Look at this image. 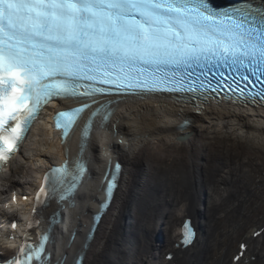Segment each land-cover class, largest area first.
Instances as JSON below:
<instances>
[{"label": "snow or ice", "instance_id": "snow-or-ice-1", "mask_svg": "<svg viewBox=\"0 0 264 264\" xmlns=\"http://www.w3.org/2000/svg\"><path fill=\"white\" fill-rule=\"evenodd\" d=\"M221 92V99L264 107V0L226 8L213 0H0V168L53 99L79 104L55 117L65 141L84 120L77 159L44 177L36 196L41 217L52 199L73 198L88 172L83 157L94 119L100 116L103 126L118 103L100 98L179 94L199 108ZM120 169L117 163L108 199ZM182 227L177 247L196 236L190 220ZM52 231L49 226L35 246L27 236L7 264H50Z\"/></svg>", "mask_w": 264, "mask_h": 264}, {"label": "bare ground", "instance_id": "bare-ground-1", "mask_svg": "<svg viewBox=\"0 0 264 264\" xmlns=\"http://www.w3.org/2000/svg\"><path fill=\"white\" fill-rule=\"evenodd\" d=\"M117 101L110 119L103 126L97 122L87 138L83 158L88 172L73 197L75 202L65 209L63 224L54 230L52 261L66 256L64 264H71L78 252L86 250L84 264H234L230 254L239 245L234 242L244 235L253 239L251 252L262 255L264 107L218 98L200 102L196 108L195 102L168 94ZM184 121L187 124L180 127ZM81 125L82 120L64 146L46 123L34 124L28 134V152L20 151L21 162L10 167L11 175L27 178L8 176L4 185L22 190L20 198L36 184L34 175L43 166L65 159L74 162L82 143ZM113 159L123 164L121 182L85 248V226L101 195V174ZM7 192L0 189L3 197ZM21 203V209L2 214L25 212L26 202ZM221 204L231 205L230 209ZM58 207L54 204L51 211ZM187 214H193L199 225V244L166 262L162 252L176 239L175 228ZM218 216L221 227L215 222ZM161 225L163 241L154 237ZM249 228L253 229L250 236L246 235ZM257 230L260 234L252 237ZM71 232H75L72 243ZM260 259L256 264H262Z\"/></svg>", "mask_w": 264, "mask_h": 264}, {"label": "rangeland", "instance_id": "rangeland-1", "mask_svg": "<svg viewBox=\"0 0 264 264\" xmlns=\"http://www.w3.org/2000/svg\"><path fill=\"white\" fill-rule=\"evenodd\" d=\"M18 159H20V160H22V157H19ZM13 178H15V179H22V180H25L27 177H22V174H18V173H15L14 175H13ZM204 197H205V195L203 196V199H204ZM220 206H223V207H225V209L227 210V209H230V206L231 205H227V206H224V204H221ZM220 206H219V208H220ZM227 207H229V208H227ZM219 208H218V210H219ZM224 210V209H223ZM222 210H220V212L218 213V211L216 212V213H218V215L219 216H221V215H223V211L221 212ZM230 211H232L233 212V210H230ZM216 213H214V217H216ZM192 216H193V214H191ZM217 217V219L215 220V222H216V224H218V225H220V227H221V225H222V223L219 221L220 219H218V218H220V217ZM223 226V225H222ZM163 226H161V228H162ZM164 228V227H163ZM253 229L252 228H249V232L247 231L246 232V235H251V231H252ZM155 236H157V235H155Z\"/></svg>", "mask_w": 264, "mask_h": 264}]
</instances>
